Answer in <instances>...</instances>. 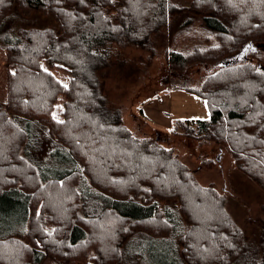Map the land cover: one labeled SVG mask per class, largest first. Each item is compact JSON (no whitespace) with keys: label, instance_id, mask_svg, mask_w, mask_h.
I'll use <instances>...</instances> for the list:
<instances>
[{"label":"trees","instance_id":"16d2710c","mask_svg":"<svg viewBox=\"0 0 264 264\" xmlns=\"http://www.w3.org/2000/svg\"><path fill=\"white\" fill-rule=\"evenodd\" d=\"M17 13L57 24L19 28L0 43L9 61L0 101V264L83 261L91 247L99 264H264V221L245 230L226 209L229 197L203 185L174 148L128 128L98 71L116 54L114 43L153 52L163 26L200 20L210 33L167 60L179 76L212 65L192 89L211 116L178 121L172 132L227 148L264 188V0H0V25ZM248 43L258 50L234 62ZM80 53L82 62L74 59ZM43 59L71 67L67 87L42 69ZM59 95L63 120L52 115ZM164 202L179 206L184 231Z\"/></svg>","mask_w":264,"mask_h":264},{"label":"rangeland","instance_id":"374dc122","mask_svg":"<svg viewBox=\"0 0 264 264\" xmlns=\"http://www.w3.org/2000/svg\"><path fill=\"white\" fill-rule=\"evenodd\" d=\"M172 1L177 5H187L190 2V0ZM172 22L173 20L170 27L163 26L155 34L153 52L146 48L132 45L122 47L114 43L112 48L116 54L110 59L109 64L98 70L99 75L103 74L100 76V82L113 106L122 108L123 121L128 128L140 137L155 139L157 144L174 148L203 185L212 184L229 197L226 209L237 223L245 230L254 231L255 226L264 221V188L237 168L235 159L227 148L212 141L202 142L188 138L179 131L172 132V127L178 121L194 122L211 116L207 100L192 89H199L207 76V70L209 73L212 69V65L200 64L191 67L183 76L174 75L175 72L171 70L167 60V52L178 49L187 42L194 47L198 42H202L200 37L202 34L206 35L208 29L202 27L200 20L186 28H181L174 22L172 27ZM56 24L57 22L48 15L31 13L23 17L20 13L13 14L0 25V43L7 37H15L19 28H46L55 27ZM190 30H196L199 34L195 38L191 37ZM212 40L216 41L214 38ZM248 56L244 57L240 54L233 61L248 59ZM74 59L82 62L83 55L80 53L79 56H74ZM60 64L71 69L68 64ZM8 67L6 48L0 44V101L2 102L6 100L8 93ZM41 67L50 71L62 84L69 85L71 73L68 68L50 67L45 59L41 61ZM65 99L64 95H59L54 104L52 115L57 120H63ZM141 106L156 111L153 113L158 115V118L147 120L140 112ZM42 140L45 150L47 148L50 150L52 146L46 143L43 137ZM39 142L42 143L41 140ZM38 153L45 152L42 149ZM169 203L171 204L167 205L164 202L162 206L170 208L172 217L178 219L175 220L179 226L178 232H182L186 229L182 220L184 217L175 202ZM136 228L141 227L137 225L132 227V229ZM173 238L174 244L171 245L177 246L178 238L176 235ZM97 252L100 253V248H97ZM94 255L95 247H91L87 258L83 261L60 255L57 259L63 260L65 264H99L91 258ZM151 259L161 264L159 260ZM137 263L143 264L140 260ZM43 264H57V260L49 257Z\"/></svg>","mask_w":264,"mask_h":264},{"label":"water","instance_id":"95a60500","mask_svg":"<svg viewBox=\"0 0 264 264\" xmlns=\"http://www.w3.org/2000/svg\"><path fill=\"white\" fill-rule=\"evenodd\" d=\"M257 50L258 48L253 43H248L247 45L244 46L240 54H242L245 57L248 56L251 51H257Z\"/></svg>","mask_w":264,"mask_h":264},{"label":"crops","instance_id":"0c3cea01","mask_svg":"<svg viewBox=\"0 0 264 264\" xmlns=\"http://www.w3.org/2000/svg\"><path fill=\"white\" fill-rule=\"evenodd\" d=\"M153 112H156V111H154L152 109L149 110L148 107H145L143 109V114H144V116L146 117L147 120H149V119H157L158 118V115L154 114Z\"/></svg>","mask_w":264,"mask_h":264},{"label":"snow or ice","instance_id":"6c2138e0","mask_svg":"<svg viewBox=\"0 0 264 264\" xmlns=\"http://www.w3.org/2000/svg\"><path fill=\"white\" fill-rule=\"evenodd\" d=\"M45 71H47L46 69H45ZM13 75H14V73H13ZM65 87H67V85H65ZM55 118V117H54ZM61 123H63V121H60Z\"/></svg>","mask_w":264,"mask_h":264}]
</instances>
